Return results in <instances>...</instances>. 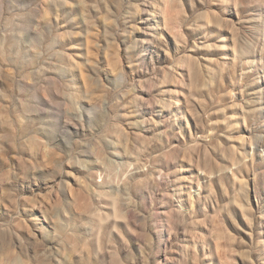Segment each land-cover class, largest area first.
Masks as SVG:
<instances>
[{
	"label": "rangeland",
	"instance_id": "374dc122",
	"mask_svg": "<svg viewBox=\"0 0 264 264\" xmlns=\"http://www.w3.org/2000/svg\"><path fill=\"white\" fill-rule=\"evenodd\" d=\"M0 264H264V0H0Z\"/></svg>",
	"mask_w": 264,
	"mask_h": 264
}]
</instances>
